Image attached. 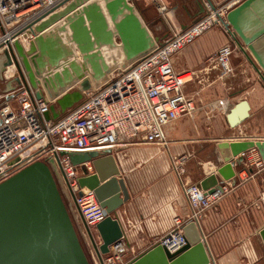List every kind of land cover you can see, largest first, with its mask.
Returning <instances> with one entry per match:
<instances>
[{
    "label": "water",
    "instance_id": "95a60500",
    "mask_svg": "<svg viewBox=\"0 0 264 264\" xmlns=\"http://www.w3.org/2000/svg\"><path fill=\"white\" fill-rule=\"evenodd\" d=\"M37 21L27 47L15 40L9 51L0 54V71L13 61L18 76L6 83L5 91L24 86L36 98L52 101L44 114L46 120L58 118L86 91L103 84L112 71L145 56L159 42L132 0H64ZM224 27L264 83V0L236 4L227 12ZM249 108L246 100L237 102L226 114L228 124L234 127L243 122ZM254 147L264 162V140L218 143L223 164L216 169L217 174L205 176L198 185L207 193L222 190L218 175L224 180L233 178V157H241L240 153ZM59 154L67 155L74 165L93 163L94 174L81 176L78 182L94 191L105 219L90 228L81 217V224L102 264L109 246L123 238L113 214L129 197L122 178H118L116 160L109 148ZM183 233L186 243L175 252L155 243L126 264L211 263L199 225L189 221ZM260 235L264 243V227ZM0 264H91L44 161L29 164L0 183Z\"/></svg>",
    "mask_w": 264,
    "mask_h": 264
},
{
    "label": "built area",
    "instance_id": "2783aa9c",
    "mask_svg": "<svg viewBox=\"0 0 264 264\" xmlns=\"http://www.w3.org/2000/svg\"><path fill=\"white\" fill-rule=\"evenodd\" d=\"M63 1L0 0V54L9 51L15 40L27 47L33 39L31 31L37 20ZM147 1L162 18L170 19L166 0ZM241 1L214 4L202 0V13L196 20L182 29L172 26L170 35L153 50L127 67L112 71L103 84L86 91L79 102L54 120L44 118L52 101L36 98L30 88L13 82L14 89L5 92L0 103V183L31 163L44 161L60 193L62 191L71 201L80 224L81 217L90 228L104 220L105 214L94 191L80 187L78 182L81 176L94 174L92 161L74 165L67 155L59 152L110 149L132 141L166 146L165 127L179 118L192 117L199 110L193 97L184 91L192 76L187 80L179 76L173 66L174 54L213 27L222 28L228 36L224 27L226 14ZM234 50L235 45L230 41L207 58L208 64L218 69L221 77L233 73L231 56ZM1 74L5 83L14 80L18 76L15 63L6 65ZM9 95L11 98L6 99ZM239 156L248 161L255 156L253 163L262 165L256 148ZM173 158L189 213L175 217L173 227L156 242L171 253L186 243L184 224L189 221L199 224L201 214L221 197L219 190L207 193L185 175L181 165L185 155ZM66 207L70 213V207ZM81 227L83 229L82 224ZM125 250L122 239L110 245L108 252L102 255V264H126Z\"/></svg>",
    "mask_w": 264,
    "mask_h": 264
},
{
    "label": "crops",
    "instance_id": "0c3cea01",
    "mask_svg": "<svg viewBox=\"0 0 264 264\" xmlns=\"http://www.w3.org/2000/svg\"><path fill=\"white\" fill-rule=\"evenodd\" d=\"M201 1L166 0L169 20L147 0L132 3L148 27L149 19L153 22L149 30L161 42L172 26L182 29L201 15ZM230 41L225 32L211 29L174 54L176 71L192 76L184 91L199 110L165 127L166 146L132 141L110 148L120 171L118 178L129 196L113 214L123 231L127 262L151 248L173 227L175 217L189 213L173 157L185 155L182 168L192 182L199 183L205 176L217 174L223 164L218 143L264 140V83L253 67L236 47L231 56L232 74L221 77L218 69L208 64L207 58ZM240 100L248 102L249 116L231 127L226 114ZM255 158L233 157L235 176L224 180L218 175L221 197L201 214L198 225L209 264H264L260 235L264 227V162L260 157L262 165H255Z\"/></svg>",
    "mask_w": 264,
    "mask_h": 264
},
{
    "label": "rangeland",
    "instance_id": "374dc122",
    "mask_svg": "<svg viewBox=\"0 0 264 264\" xmlns=\"http://www.w3.org/2000/svg\"><path fill=\"white\" fill-rule=\"evenodd\" d=\"M230 0H222V2H218L217 4H224L226 2H229ZM145 17L147 19L148 16L145 14ZM148 21V20H147ZM149 28H151V30L153 29V22L149 19ZM211 29H216L218 30L220 33H224L223 29L220 28V27H213ZM209 29V30H211ZM1 65V64H0ZM1 68V67H0ZM1 73V71H0ZM180 77L184 76V79L190 77V74L188 73H183V74H180L179 75ZM5 87H6V83H5V79L3 78L2 74L0 75V103L2 102V95L5 93ZM201 157V156H200ZM185 173V172H184ZM188 176V174H185ZM61 194L63 196V199L65 200L66 202V205H68V207H70V216L72 218V221H73V225H74V228L76 230V233L79 237V240L81 242V245L87 255V258L89 259L90 263L91 264H99L96 256H95V253L91 247V244L89 242V239H88V236L86 234V232L82 229L81 227V224H80V221H79V217L77 215V212L75 211V209L73 208V205L71 203V201L65 196V194L61 191ZM87 240V241H86ZM96 240V239H95ZM86 242V243H85ZM98 242V240H97ZM128 249L126 247V250H125V254H124V258L126 257H129L128 255Z\"/></svg>",
    "mask_w": 264,
    "mask_h": 264
},
{
    "label": "bare ground",
    "instance_id": "6f19581e",
    "mask_svg": "<svg viewBox=\"0 0 264 264\" xmlns=\"http://www.w3.org/2000/svg\"><path fill=\"white\" fill-rule=\"evenodd\" d=\"M1 61H2V56L0 55V64H1ZM183 80H187L188 78L184 79V76L181 77ZM87 241V240H86ZM86 243V242H85Z\"/></svg>",
    "mask_w": 264,
    "mask_h": 264
},
{
    "label": "flooded vegetation",
    "instance_id": "af4514ba",
    "mask_svg": "<svg viewBox=\"0 0 264 264\" xmlns=\"http://www.w3.org/2000/svg\"><path fill=\"white\" fill-rule=\"evenodd\" d=\"M0 67H1V65H0Z\"/></svg>",
    "mask_w": 264,
    "mask_h": 264
}]
</instances>
